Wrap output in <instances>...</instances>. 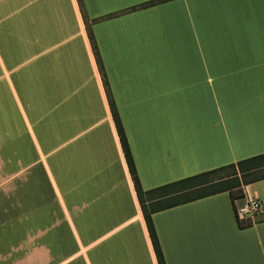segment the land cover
Here are the masks:
<instances>
[{"label":"crops","instance_id":"0c3cea01","mask_svg":"<svg viewBox=\"0 0 264 264\" xmlns=\"http://www.w3.org/2000/svg\"><path fill=\"white\" fill-rule=\"evenodd\" d=\"M150 1L0 0V226L18 187L44 214L0 264H158L88 27L144 190L264 154V0L130 10ZM244 192L153 214L166 264H264V180ZM252 198L263 214L240 227Z\"/></svg>","mask_w":264,"mask_h":264},{"label":"trees","instance_id":"16d2710c","mask_svg":"<svg viewBox=\"0 0 264 264\" xmlns=\"http://www.w3.org/2000/svg\"><path fill=\"white\" fill-rule=\"evenodd\" d=\"M168 1L172 0H154L142 6L134 7L130 10L136 11L140 8L151 7ZM79 2L82 5V0H79ZM84 19L88 25V19L85 14ZM88 35L103 78L112 117L116 125L120 143L125 155L128 169L134 184L138 201L141 206L158 264H166L152 215L160 211L168 210L220 193H228L233 203L244 199L245 187L264 180V154L247 158L218 169L203 172L195 176L154 188L152 190H144L138 176L118 109L110 91L109 82L96 45V41L89 27ZM238 222L240 227H248L252 225V222L249 220H238Z\"/></svg>","mask_w":264,"mask_h":264},{"label":"rangeland","instance_id":"374dc122","mask_svg":"<svg viewBox=\"0 0 264 264\" xmlns=\"http://www.w3.org/2000/svg\"><path fill=\"white\" fill-rule=\"evenodd\" d=\"M15 120V129L12 131V140H14L13 150L15 153H19L18 149L24 146V138H23V130L24 125L22 122V118H14ZM6 121L0 120V133L3 134V138L6 136ZM21 132V133H19ZM24 150L26 149V154H33V147L27 135V143L26 146L23 147ZM23 148L20 150L22 151ZM3 151V150H2ZM0 150V159H5L7 157L6 151L2 152ZM11 171H1L0 172V179H5L10 175ZM15 207L16 210L15 218L13 220L10 219V223L12 228L10 227V231L7 229H2L3 227L0 226V247H4L3 249L8 248V246H12V244L21 243L23 237L28 235V233H32V231L37 230L40 227L39 223L44 222V214L43 211L39 210V206H36V202L32 201V197L28 196L25 192L23 187H18L15 190ZM25 199V201H24ZM36 206V207H35ZM5 207H7V203H1L0 201V211H2ZM23 209H30L31 217L29 219L23 220ZM6 219L3 220V222ZM1 222V221H0ZM44 224V223H43ZM42 225V224H41ZM30 226V228L28 227ZM27 228V229H26ZM27 230V231H26ZM29 230V232H28ZM29 245L27 246V251L29 248H33L34 246H38V236L31 235L28 237ZM16 242V243H15ZM21 247V246H19ZM0 252H2V250ZM22 248L15 253L13 257L18 258L22 255ZM21 251V252H20ZM6 253V252H3Z\"/></svg>","mask_w":264,"mask_h":264},{"label":"built area","instance_id":"2783aa9c","mask_svg":"<svg viewBox=\"0 0 264 264\" xmlns=\"http://www.w3.org/2000/svg\"><path fill=\"white\" fill-rule=\"evenodd\" d=\"M239 221L254 222L263 214L262 202L259 198H252L236 210Z\"/></svg>","mask_w":264,"mask_h":264}]
</instances>
